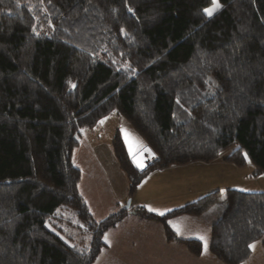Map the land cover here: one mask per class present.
Returning a JSON list of instances; mask_svg holds the SVG:
<instances>
[{
	"label": "trees",
	"instance_id": "16d2710c",
	"mask_svg": "<svg viewBox=\"0 0 264 264\" xmlns=\"http://www.w3.org/2000/svg\"><path fill=\"white\" fill-rule=\"evenodd\" d=\"M219 4L208 17L212 0H0V264H95L127 212L94 220L74 155L81 131L112 115L156 157L139 169L115 136L131 196L154 170L227 151L226 162L264 174V0ZM222 202L209 251L241 264L264 241V192L137 214L200 256L203 243L179 240L168 220Z\"/></svg>",
	"mask_w": 264,
	"mask_h": 264
},
{
	"label": "crops",
	"instance_id": "0c3cea01",
	"mask_svg": "<svg viewBox=\"0 0 264 264\" xmlns=\"http://www.w3.org/2000/svg\"><path fill=\"white\" fill-rule=\"evenodd\" d=\"M100 125L93 131L99 129ZM138 161L141 162L140 157ZM210 164L212 163H192L185 166L154 170L142 181L133 194L134 196L132 195L135 197L134 203L128 210L123 208V204L131 197L129 190L126 189V191H121L118 196L116 211L113 212L111 209L109 213H106L105 209L100 210L97 207L89 195L92 189L86 188L84 190L81 178L80 193L95 221L100 222L112 214L127 212L114 228L105 233L103 237L105 248L95 264H203V252L200 256H194L182 243L169 241L163 224L155 220L144 219L137 214V211L145 209L149 213L163 217L212 192L235 189L231 186L218 187V180L215 176L217 173L215 170H210ZM138 168L142 169L141 167ZM223 169L226 173L233 172L231 165L225 166ZM119 182L125 186L122 177H120ZM120 205L121 210L119 211ZM161 212L164 215H160ZM204 215L173 217L168 220V225L179 240L185 241H200L199 234L204 230L207 235L205 238L209 251L211 230L216 221L207 222Z\"/></svg>",
	"mask_w": 264,
	"mask_h": 264
},
{
	"label": "rangeland",
	"instance_id": "374dc122",
	"mask_svg": "<svg viewBox=\"0 0 264 264\" xmlns=\"http://www.w3.org/2000/svg\"><path fill=\"white\" fill-rule=\"evenodd\" d=\"M100 128L96 131L90 129H84L81 131V137L79 145L76 148L74 163L82 172V188H91V199L97 204V207L105 209L106 213H109L111 209L115 212L118 205L117 199L119 194L129 190V181L126 178V174L120 168L119 162L115 155L113 141L115 136L119 133L125 147L131 156L133 163L137 165L138 158L140 157L143 164V154L146 152L144 148H139L137 142L141 144L142 139L138 133L134 130L131 124L123 117L112 115L102 121ZM130 134V135H126ZM146 146L145 143H142ZM147 148V147H146ZM230 151L222 154L223 159L218 158L211 162L210 170H215V176L217 178L218 187L231 186L240 191L246 192H264V174L254 176V169L251 163H247L243 167H237L229 162H226L224 158L229 154ZM135 156V159H134ZM251 164V165H250ZM231 165L233 172L226 173L223 171L225 166ZM144 166V165H143ZM122 177L125 182L123 186L119 179ZM226 189H223V191ZM134 196V195H133ZM129 197L123 204V208L126 209L128 201L131 204L134 203L135 197ZM121 210V205L119 211ZM224 210V204L218 203L212 207L204 216L205 220L217 221L222 215ZM113 215V214H112ZM204 225V223H203ZM180 229V228H179ZM72 232V231H69ZM74 240L79 243L82 238L73 231ZM72 233V234H73ZM207 237L204 230L201 231L199 237ZM89 239L85 240L87 243ZM203 246V264H224L215 259L208 251V243L206 238L200 240ZM206 242V247H205ZM252 245V253L249 259L241 264H264V241L259 240L254 242ZM213 257V258H212Z\"/></svg>",
	"mask_w": 264,
	"mask_h": 264
},
{
	"label": "snow or ice",
	"instance_id": "6c2138e0",
	"mask_svg": "<svg viewBox=\"0 0 264 264\" xmlns=\"http://www.w3.org/2000/svg\"><path fill=\"white\" fill-rule=\"evenodd\" d=\"M221 7V5L219 4V0H212V6L209 8L204 9V13L208 16L211 17L217 10H219V8ZM129 11H131V9H129ZM73 87H75V85H73ZM126 135H130L127 134ZM137 146L139 148H144L146 151H148L149 153H151L150 149H147L146 146H143L142 144H140L139 142H137ZM135 159V156H134ZM137 166L143 168V164L139 161H137ZM152 210V209H150ZM160 215H164L163 212L160 213ZM199 239L204 240L205 238L203 236L199 237ZM205 247H206V242H205ZM249 247H255L254 245H249Z\"/></svg>",
	"mask_w": 264,
	"mask_h": 264
},
{
	"label": "built area",
	"instance_id": "2783aa9c",
	"mask_svg": "<svg viewBox=\"0 0 264 264\" xmlns=\"http://www.w3.org/2000/svg\"><path fill=\"white\" fill-rule=\"evenodd\" d=\"M156 163V157L155 155L151 152L149 153L148 151L144 152L143 154V167H150L153 166Z\"/></svg>",
	"mask_w": 264,
	"mask_h": 264
},
{
	"label": "water",
	"instance_id": "95a60500",
	"mask_svg": "<svg viewBox=\"0 0 264 264\" xmlns=\"http://www.w3.org/2000/svg\"><path fill=\"white\" fill-rule=\"evenodd\" d=\"M130 206H131V201H128L127 205H126V209L128 210L130 208Z\"/></svg>",
	"mask_w": 264,
	"mask_h": 264
}]
</instances>
